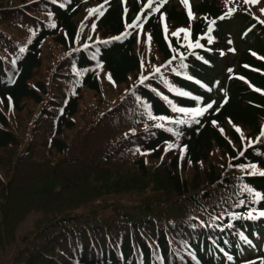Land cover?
<instances>
[{"label": "trees", "instance_id": "trees-1", "mask_svg": "<svg viewBox=\"0 0 264 264\" xmlns=\"http://www.w3.org/2000/svg\"><path fill=\"white\" fill-rule=\"evenodd\" d=\"M195 3L191 22L171 5L147 16L158 71L138 80L134 0H0V245L40 215L13 264H264V25ZM160 15L199 46L165 40ZM93 194L142 198L83 214Z\"/></svg>", "mask_w": 264, "mask_h": 264}, {"label": "rangeland", "instance_id": "rangeland-1", "mask_svg": "<svg viewBox=\"0 0 264 264\" xmlns=\"http://www.w3.org/2000/svg\"><path fill=\"white\" fill-rule=\"evenodd\" d=\"M119 2L125 1V0H118ZM139 8V17L135 19L134 23L132 24L133 27V32L136 34L137 38V55L141 61V69L138 74V80L140 77H145L147 75H150L152 72L157 70L158 66L155 64H150L149 59L152 56L153 49L151 48L150 44V39L147 37L148 33L143 31L142 28L144 19L146 15L149 13H154L156 11H159L161 6L163 4H169L171 6H176L180 10H182L189 18L190 22L191 20H194L193 17L189 16V11H191L192 5H194L195 0H188V7L185 6V4L182 2V0H134ZM225 7V11H230L232 9L238 8V7H243L246 11H248L251 14L258 13L259 18L261 19V22L264 25V0H255V2H250V0H220ZM97 5L95 3H91L87 6H85L78 18V27L80 34L79 36L83 35L86 36L88 40H93V39H98L97 34L92 35L95 31V21L97 20L98 17V12L96 11ZM162 15L160 16V22L163 30V35L166 40H168L171 37H174V40H178L179 43L182 45L180 47H187V48H192L193 46L196 47V43H192L190 41V30L189 26L187 27H180L177 30L171 31L167 29L163 23ZM125 29H128V26H125ZM233 29V26L231 27V31ZM204 38L212 42L214 38L209 35L208 32L204 33ZM229 59H231L232 55L227 56ZM96 70H99L96 68ZM107 88V87H106ZM173 109V112L175 114L174 119H178V121H188L192 117L196 115L197 112H199L198 109L194 110H186L183 109L184 111H179L177 107L174 105H170ZM165 119H160L158 122H154L155 124L159 126H164ZM28 168V167H26ZM22 166L17 167V173L22 174V176H25L28 181H33L34 182V177H36L37 172L39 170H28ZM142 198V197H141ZM139 198H131L129 196L121 195V196H100L97 194H93L90 197L86 199L87 205L82 208V213L87 214L88 212L86 211L88 206H91L89 211L92 209H95L96 211L100 210L99 203L105 202V201H114V202H136L141 199ZM47 201V199H46ZM45 201V202H46ZM39 213L38 212H28L26 215L23 216V219L17 224L16 230H15V242L9 243V244H1L0 245V264H13L12 263V256L14 254L15 249L19 246L18 245V240L19 237L22 235H25L28 231V229H31L32 224L38 220L39 218ZM2 239H0L1 241Z\"/></svg>", "mask_w": 264, "mask_h": 264}, {"label": "snow or ice", "instance_id": "snow-or-ice-1", "mask_svg": "<svg viewBox=\"0 0 264 264\" xmlns=\"http://www.w3.org/2000/svg\"><path fill=\"white\" fill-rule=\"evenodd\" d=\"M182 2L185 4L186 7H188V0H182ZM250 2H255V0H250ZM262 12H264V10H262ZM102 14V13H101ZM192 13L191 11H189V16L191 17ZM223 18V17H222ZM163 19V17H162ZM197 46H199V44H197ZM158 71V69H157ZM208 107L210 108L211 105H208ZM179 111H184L183 109H178ZM196 115H200V112H197ZM160 119H164L163 117H161ZM159 126V125H158ZM239 131V129H237ZM253 168H255V166H252ZM260 175L264 176V172H260ZM261 215H264V213H261Z\"/></svg>", "mask_w": 264, "mask_h": 264}]
</instances>
